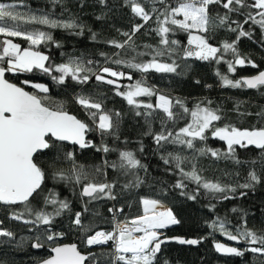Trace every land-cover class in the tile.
Here are the masks:
<instances>
[{
  "label": "snow or ice",
  "instance_id": "6c2138e0",
  "mask_svg": "<svg viewBox=\"0 0 264 264\" xmlns=\"http://www.w3.org/2000/svg\"><path fill=\"white\" fill-rule=\"evenodd\" d=\"M50 3L53 11L38 14L28 9L23 0L19 4L0 2V205L10 208L20 205L19 209L10 210L8 219L30 226L28 231L35 233L34 238L21 236L17 240L16 233L3 227V221L0 220V245L21 247L31 240V247L39 249L43 247L42 236L53 242L65 235L64 232L53 231V226L57 218L72 211V201L61 198L55 187L45 190L49 178L55 184L80 187L79 197L84 202L83 210L72 214L71 225L85 234V243L88 246L107 245L111 242L112 251L108 253L109 259L102 261L96 254H82L75 243L57 245L51 249L54 255L41 264H86L88 261H92V264H155L161 246L169 241L182 245L200 244L206 237L186 239L163 236L161 230L179 225L181 221L171 209L160 210L163 208L161 201L150 198H141V215L125 217L124 220L117 218L123 213L122 207L109 208L108 211L112 214L111 230L93 231L95 225L84 224L83 215L89 210L88 204L104 199H117L115 190L118 183L97 179L98 176H106V171L102 169L111 168L121 175L131 177L122 185L123 189L139 187L143 183L139 171L147 172L148 166L137 157L136 151L117 150L104 142L106 137L120 139L122 113L106 109L103 96L97 98L85 93L77 94L74 97L75 102L84 110L89 123L70 114L63 104L46 103L49 101L47 95L41 97L29 93L23 87L10 83L5 76L6 73H30L38 69L51 75L58 84H64L66 78H71L77 84H87L94 76L97 82L112 85L115 95L122 97L137 117L144 118L148 129L144 135L152 137L157 151L166 145L192 150L191 156L182 155L181 152H162L160 155V159L168 166L166 171L175 172L178 176L173 187L180 189L181 195L195 201L203 190V194L212 199L229 200L236 198L237 194L244 197L248 191H254L257 185L264 183V127L239 128L233 124L217 126L216 122L225 119V115L220 107L212 106V100L205 98L189 108L184 99L163 94L153 86H148L144 79L121 86L120 79L127 78L132 81L133 78L130 72L119 68L133 69L142 74L150 71L179 74L178 59L186 61L195 58L227 65V74L216 71L221 87L260 90L264 88V70L235 80L230 78V74L235 73L238 66L258 68L254 60L241 54L238 45L241 38L251 39L253 36L251 27L245 30V25L258 26L261 33H264V0H175V6L167 3V0H123V5L130 7L133 17L140 18L143 23L132 25L130 31L117 29L124 37L122 41H104L117 51L112 55L101 52L103 64L83 55L72 54H67L62 63H50V57L39 50L40 46H63L54 39L51 30L61 29L71 35L82 36L86 29L74 14L69 13L66 18L64 12L56 15L55 7L61 5L63 0H50ZM84 3L85 0H80L81 8ZM96 3L102 7L108 6V0H96ZM148 3L151 4L150 9L146 8ZM157 4L162 7H157ZM21 6L28 10L18 11ZM210 6L221 7L223 14L217 13L213 17L210 15ZM104 15L102 13L96 19H103ZM234 15L243 19H232ZM153 17L156 27L152 31L160 37L158 46L145 44L144 50L139 51L134 37ZM31 25L46 26L48 30L30 27ZM216 28H224L234 33L235 39L230 42L224 40L219 45L210 43L208 33ZM88 31L91 32L90 39L96 41L98 34L90 29ZM177 31L188 34L182 56L177 54L180 42L169 38ZM12 38L22 39L27 47H22ZM260 44L264 47V39ZM229 54L230 59L226 58ZM145 56L149 59L138 61V58ZM109 64L117 67H110ZM23 83L29 84L30 81L25 80ZM196 83L199 84L200 81L197 80ZM31 86L41 93L46 94L49 91L45 84L33 83ZM153 96L156 97L155 104L140 99ZM235 110L239 113V103ZM156 112L163 113L159 132L152 129ZM256 115L264 117V110ZM181 117H187V123L183 127H168L169 123L175 125ZM209 131L213 138L224 142L223 149L208 147L206 143L197 147L198 142L207 141ZM92 132L100 136L99 146L88 138V134ZM64 142L78 145L80 149L95 148L105 154L118 151V158L111 163L105 160L103 166L89 169L77 161L74 151L63 150ZM124 143H128V140L125 139ZM250 146L261 150L260 158L243 161L239 159L237 148L247 149ZM138 151H144L142 142ZM40 153L51 155L46 162H39L37 156ZM200 157L248 165L249 170L243 183L239 182V172L234 174L236 183H222L203 175L198 166ZM64 164L69 167H63ZM188 183L196 185L191 193L187 191ZM37 198H42L41 207H34L32 204ZM208 208L214 212L216 205L210 202ZM231 211L237 212L238 209L233 208ZM246 217L247 213H244L237 225H232L227 216H215L211 221L205 222L212 230L209 235L219 232L230 241H244L247 245L241 248L214 240L216 252L241 257L250 251L264 256V233L249 228ZM89 232L92 234L89 235ZM0 264L5 262L0 261ZM164 264L170 262L165 260Z\"/></svg>",
  "mask_w": 264,
  "mask_h": 264
},
{
  "label": "trees",
  "instance_id": "16d2710c",
  "mask_svg": "<svg viewBox=\"0 0 264 264\" xmlns=\"http://www.w3.org/2000/svg\"><path fill=\"white\" fill-rule=\"evenodd\" d=\"M3 3H20V0H0ZM23 3L28 6V9L36 11L38 14L43 11H53V6L50 0H23ZM167 3L175 6V0H167ZM157 7H162L160 4ZM151 4H146V8L150 9ZM28 9L23 6L19 7L18 11H27ZM67 9V11H65ZM57 16L64 12L65 18L69 13L79 17L80 21L86 26L85 32L82 36L71 35L68 32L55 29L51 30L54 39L62 43V47L57 48L55 45L40 46L39 50L45 55L50 57V63L59 64L66 60L67 54L83 55L87 59L99 61L104 63V58L100 56L101 52L112 55L117 51L114 47L104 43V41L116 39L122 41L124 37L117 32L130 31L132 25L143 23L138 17H133L130 7L123 5V0H108V6L102 7L96 3V0H85L83 8H81L80 0H63L61 5L55 7ZM224 10L219 6H210V15L213 17L217 13L223 14ZM104 13L103 19L97 20L96 17ZM232 19H240L242 17L233 16ZM30 27L41 28L48 30L46 26L31 25ZM156 27L155 17L150 20L139 32L136 33L134 40L139 51H143V45L148 44L158 46L160 37L152 31ZM245 30L253 31V36L249 38H241L238 45L241 54L249 56L258 65V68L251 66L237 67L235 73L230 74V78L235 80L241 76L253 74L259 70L264 69V47H261L260 41L264 39V33H261L258 26L245 25ZM98 34L97 40L90 39L91 32ZM187 33L177 31L171 34L169 38H176L184 41ZM209 42L214 45H219L224 40L235 39V34L226 31L224 28H216L208 33ZM14 42L20 43L22 47H27V43L20 38H12ZM64 53L65 55H62ZM178 56L183 55V50H177ZM226 58H231L230 54ZM148 60L149 57L145 56L138 58L139 60ZM167 59V58H163ZM170 62V61H168ZM180 64L178 69L179 74L175 73H157L150 71L146 74L121 67L119 70L130 72L132 78L141 77L146 80L151 86L169 95L170 97H180L186 101L189 108H192L197 101L205 98L213 101V107H220L225 115V119L216 122L217 126L224 124H233L239 128H253L264 127V117L257 116L256 114L264 110V88L260 90L243 89V88H225L221 87L220 80L216 75L219 70L222 74H227V65L225 63L216 64L210 61H201L195 58L188 60L178 59ZM108 66L116 68L117 66L109 64ZM58 75V73H53ZM162 75H169L179 79L176 87L163 85L159 77ZM5 78L17 85H20L25 90L38 96L49 97L52 104H63L65 109L76 115L79 119L88 121V117L84 110L75 102L74 97L77 94L85 93L93 97H104V106L108 110L119 111L122 113V123L120 126V139L116 140L112 137H106L104 142L109 147L120 149H128L136 151L137 157L142 163L148 166L147 172L139 171L143 183L139 187L131 189H123L122 185L127 182L131 177L124 176L111 168L102 169L106 171V176H98L99 180H107L109 182L116 181L118 187L116 188V200H99L93 201L88 204L89 210L84 212L83 223L95 225L93 231L98 229L111 230L112 227V214L109 213L108 208L119 207L123 208V213L117 218L124 220L125 217L132 218L139 215L141 207V197L150 198L163 202L170 207L172 212L181 221L179 225H173L162 230L163 236L178 235L184 238H200L206 237L198 245H182L175 242H167L161 246V251L157 255L155 264H164L168 260L170 264H264V256H258L252 252H246L244 256L237 257L231 255H221L216 253L212 248V242L217 239L227 241V237L222 236L219 232L209 235L212 231L206 221H211L215 216L225 217L231 221L232 225H237L241 222L244 213H247L248 227L264 233V183L256 186L254 191H248L247 195L240 197L238 194L236 198L229 200L212 199L211 197L203 194L198 196L197 200H189L186 196L181 195V190L173 187L178 176L175 172H168L160 155L163 152H181L182 155L191 156L192 150L182 149L180 146L166 145L162 150L157 151L153 139L149 135H144L148 130L143 117H137L127 104V102L120 96L115 95L113 86L102 84L92 79L87 84H77L71 78H66L64 84H58L49 74H45L40 70H33V72L24 73H6ZM25 80L30 81L29 84H24ZM133 80V79H132ZM200 81L199 84L196 81ZM131 82L127 78L120 79L121 86L126 85V82ZM33 83L45 84L49 91L48 93H41L38 89L33 88ZM211 85V87H206ZM123 90V87L121 88ZM153 97H141L140 99L145 102L155 104ZM239 103V113L235 110V106ZM240 113H246L241 115ZM247 113H251L248 115ZM163 119L162 112L154 114L152 129L154 132H159L161 128V120ZM187 123V117H181L177 120L176 124H168L169 128L183 127ZM88 138L99 146L101 138L98 133L92 132L88 134ZM127 139L128 143H124ZM141 142L143 143L144 151L140 152ZM211 148L223 149L225 144L218 138H213L211 132H208V139L206 142L197 143V147H202L204 144ZM64 151H74L76 159L79 163L85 165L89 169L96 166H103L104 161L109 163L116 161L118 158V151L110 153H103L97 151L95 148L80 149L78 146L72 144H63ZM237 156L243 160L259 159L262 155L261 150L250 146L247 149L237 148ZM51 153H40L37 156L39 162H46ZM63 167L67 168L69 165L64 164ZM198 166L202 169L203 175L212 180H220L222 183H236L235 173L239 172V182L243 183V178L247 175L249 170L248 165H236L232 161L226 160H213L210 157H200ZM229 173L230 175H225ZM187 183V182H186ZM56 188L60 193L61 198H67L72 201V211L57 218L54 223L53 231L64 232L65 235L58 238L53 242L41 238L43 247L33 249L31 247V240L25 242L21 247L12 245H0V261L5 264H37L39 260L46 257L49 253L47 247L53 246L62 242H76L78 248L85 254L93 253L102 261L109 259L108 253L112 251L111 242L107 245L88 246L85 244L86 236L80 230L72 227L70 217L76 211L83 210V203L79 197V186L55 184L50 178L47 180L45 190L48 188ZM196 188L194 183H188L187 191L193 192ZM86 202V201H85ZM216 205L215 211H209V203ZM34 207L42 206V198H37L32 201ZM20 205L5 206L0 205V220L3 221V227L12 230L16 233V239L19 240L21 236L33 237L34 232H29L28 227L20 222L8 219L10 210L19 209ZM238 209L237 212H232L231 209ZM141 215V214H140ZM43 233V228H41ZM92 234L91 232L88 233ZM244 241H240L237 247H246ZM103 254V256H101ZM92 264V261L86 262Z\"/></svg>",
  "mask_w": 264,
  "mask_h": 264
},
{
  "label": "rangeland",
  "instance_id": "374dc122",
  "mask_svg": "<svg viewBox=\"0 0 264 264\" xmlns=\"http://www.w3.org/2000/svg\"><path fill=\"white\" fill-rule=\"evenodd\" d=\"M187 38H188V34H187L186 39L184 41L179 40V39H176V38H170V39L178 40L180 42V45L177 48V50H180V49L183 50V48L187 45ZM140 79H143V78H141V77H134L131 82H128V81H125V82H126V85H127V84H130V83L134 82L135 80H140ZM159 80H160V82L163 85H167V86H170V87H176L177 84H178V82H179V79L178 78H175V77H172V76H169V75H162V76L159 77ZM144 81L146 82V84L148 86H151L146 80H144ZM153 87L155 88V86H153ZM161 93H163V92H161ZM163 94H165V93H163ZM154 100H155L154 102L156 103V97L154 98ZM140 212H141L140 214H142V209L140 210ZM136 216H138V215H136ZM136 216H134V217H136ZM111 246H112V244H111Z\"/></svg>",
  "mask_w": 264,
  "mask_h": 264
},
{
  "label": "water",
  "instance_id": "95a60500",
  "mask_svg": "<svg viewBox=\"0 0 264 264\" xmlns=\"http://www.w3.org/2000/svg\"><path fill=\"white\" fill-rule=\"evenodd\" d=\"M262 70H264V69H262ZM259 71H261V70H259ZM258 72V71H257ZM257 72H255V73H253V74H250V75H245V76H251V75H255V74H257ZM241 77H244V76H241ZM9 81V80H8ZM10 83H13V82H11V81H9ZM13 84H15V83H13ZM17 85V84H16ZM17 86H19V87H21L20 85H17ZM25 90V89H24ZM25 91H27V90H25ZM30 93V92H29ZM70 113V112H69ZM70 114H72V113H70ZM64 143H67V144H71L70 142H64ZM75 146H78V145H75ZM79 147V146H78ZM166 237H182V236H178V235H170V236H166ZM215 241H218V242H222V243H225V244H228V245H231V246H235V247H237V244L239 243V242H236V241H230V240H228V241H224V240H221V239H217V240H215ZM169 242H175V243H178V242H176V241H169ZM73 243H75L76 245H77V243L76 242H74V241H72V242H62V243H58V244H55V245H53V246H50V247H47V251H48V255L46 256V257H44V258H42L41 260H39L38 262H37V264H41V262L42 261H44V260H46V259H49L52 255H54V253H52V251H51V249L53 248V247H55V246H57V245H64V244H73ZM179 244V243H178ZM78 247V246H77ZM212 248H213V250L215 251V248H214V244H213V242H212ZM33 249H36V248H33ZM78 250L82 253V254H85L83 251H81L79 248H78ZM216 252V251H215ZM216 253H218V252H216ZM218 254H220V253H218ZM222 255V254H221Z\"/></svg>",
  "mask_w": 264,
  "mask_h": 264
},
{
  "label": "bare ground",
  "instance_id": "6f19581e",
  "mask_svg": "<svg viewBox=\"0 0 264 264\" xmlns=\"http://www.w3.org/2000/svg\"><path fill=\"white\" fill-rule=\"evenodd\" d=\"M163 204V203H162ZM141 209H142V205H141ZM164 209H170V207L169 206H167L166 204H163V208L162 209H160V210H164Z\"/></svg>",
  "mask_w": 264,
  "mask_h": 264
},
{
  "label": "built area",
  "instance_id": "2783aa9c",
  "mask_svg": "<svg viewBox=\"0 0 264 264\" xmlns=\"http://www.w3.org/2000/svg\"><path fill=\"white\" fill-rule=\"evenodd\" d=\"M109 208H112V207H109Z\"/></svg>",
  "mask_w": 264,
  "mask_h": 264
}]
</instances>
